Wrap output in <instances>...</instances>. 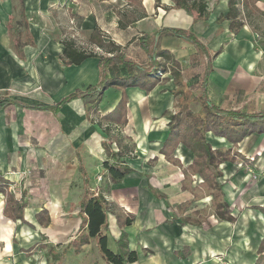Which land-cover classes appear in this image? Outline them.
<instances>
[{"label": "crops", "instance_id": "crops-1", "mask_svg": "<svg viewBox=\"0 0 264 264\" xmlns=\"http://www.w3.org/2000/svg\"><path fill=\"white\" fill-rule=\"evenodd\" d=\"M24 1L16 9L19 19L10 27V34L7 22L13 0H0V97L29 105L56 104L76 90H86L102 80L97 57L81 64L63 62L65 39L58 34L63 22L77 21L91 44L102 49L98 53L110 54L92 40L94 34L105 43L113 41L145 68L151 62L141 38L150 36L151 43H155L154 34L160 28L184 29L194 34L200 44L177 35L162 38L161 48L171 54V58L158 57L165 66V76L157 78L150 91L139 86L125 89V124L102 119L123 97V90L117 87L104 91L99 111L92 113L94 122L89 120L81 98L64 104L56 113L19 105L0 110V171L11 181V190L26 192L24 217L29 223L4 215L5 196L0 193V225L8 224L0 226V240L5 244L0 264H10L7 256L15 245V264H111L94 240L79 251L69 246L84 230L80 202L87 186L104 194L109 202L105 231L109 248L117 252V241L125 232V250L137 252V261L130 264H255L264 240V212L259 208L264 207V134L247 136L237 148L243 157L220 165L225 200L235 221L214 214L211 195L204 194L193 201V193L183 189V168H188L194 158L189 148L182 143L176 147L178 165L168 161L160 150L170 132L168 116L178 109L179 98L173 93L178 85L170 67L174 60L178 62L174 71H179L191 93H199L205 85L203 76L210 66L206 90L212 103L248 113L264 111V0H239L243 26L237 33L231 31V19L225 17L230 0H206L207 15L203 19L173 8V0H160L158 5L156 0ZM125 9L133 11L135 17L125 19ZM25 23L28 31L23 33L19 26L25 29ZM47 24H51V31L40 32ZM18 40L22 42L20 47L15 45ZM31 40L33 43H29ZM208 138L214 147L232 146L212 132ZM259 151L261 155L254 156ZM105 162L125 164L134 171L115 183L108 176ZM41 167L46 171L40 181ZM97 168L107 172L108 181L102 188L100 182L92 186ZM27 170L33 174L25 180L31 186L29 191L23 180H18ZM76 175L82 182L78 194L72 192L71 186ZM193 179V186L203 180L198 175ZM191 201L184 212L177 209ZM202 208L206 209L201 213L205 221H183L188 216L198 218L192 212ZM44 209L50 221L42 225L37 214ZM129 214L134 215L133 222L120 227L117 217ZM9 232H14L13 240L17 237L18 243L10 241ZM38 244L45 247L31 254L23 251Z\"/></svg>", "mask_w": 264, "mask_h": 264}, {"label": "trees", "instance_id": "trees-1", "mask_svg": "<svg viewBox=\"0 0 264 264\" xmlns=\"http://www.w3.org/2000/svg\"><path fill=\"white\" fill-rule=\"evenodd\" d=\"M173 8L184 9L188 12L195 13L196 19H203L207 15L206 0H173ZM160 0H156L158 5ZM239 0L229 1V12L225 15L231 19V31L237 33L243 26V21L239 18L240 10L238 8ZM23 13V12H22ZM25 30L28 31V24L25 23ZM29 33V32H28ZM168 35H177L186 38L189 41L199 43L198 38L180 28L163 27L158 29L154 38H157L155 43H151L150 36L144 35L141 38L143 49L147 51L150 66L145 68L137 64L133 59L121 51L120 47L113 41L104 42L101 36L94 34L92 40L98 43L102 48H106L110 54H101L95 51H85L78 49L72 40H66L65 49L63 52V62L66 65L81 64L84 60L91 57L99 58V65L102 70V80L97 85L89 86L86 90L78 89L74 93L64 97L56 104H36L29 105L18 100L11 99L7 96L0 97V110L9 107L10 105H19L22 107L36 110H51L56 113L64 104L73 99L81 98L87 106V115L91 122L95 121L92 116L93 112L99 111V104L102 100L104 91L109 87H117L123 90V97L116 108L102 116V119L125 124L127 122V87L139 86L147 91H150L157 83L159 71L165 68L158 61V57L171 58L169 51L161 48V40ZM27 43V42H26ZM29 43H33L31 40ZM22 42L18 40L16 47H20ZM173 64L178 67V62L173 61ZM211 67L207 66V71L203 76L204 84L199 93H191L183 83L179 71H173L177 88L173 93L178 97L177 111L170 114L169 117V135L164 141L160 150L165 158L173 164L178 165L179 160L175 157L176 147L182 143L193 152V162L188 168H183L185 178L183 180V189L193 193V201L203 197L201 191L205 189L206 194L211 195L210 207L214 210V214L224 220L235 221V216L232 214V209L229 203L225 200V192L220 178L223 172L220 165L223 162H236L239 157H243L237 148L239 143L247 136L253 133L264 134V111L256 113H248L240 110L225 109L212 103L207 96L206 79ZM198 101L200 110L194 111L191 107L192 103ZM212 132L216 136L224 137L231 147H214L208 138V133ZM121 155V153H118ZM249 160H252L249 158ZM104 166L108 171V176L111 181L120 183L126 175L134 171L125 164H109L105 162ZM82 172L85 173L83 167ZM198 175L203 180L200 184L193 186V176ZM88 179L85 178L87 186ZM11 181L8 180L0 171V193L5 196V206L3 209L4 215L17 221L20 219L23 223H28L24 217V209L26 202L24 197L26 192H17L10 189ZM185 202L177 206L179 211H185L192 203ZM81 213L84 215L83 228L84 230L73 239L69 246L75 247L79 251L85 243L90 240L97 242L103 256L111 264H130L138 259L136 251L125 250L126 233L123 232L121 238L117 241L118 251H112L108 246V236L106 229L108 226L107 215L110 210V205L104 194L91 190L90 186L85 189L84 196L80 202ZM264 212V207H259ZM205 208L197 209L192 212L193 215H199L198 218L185 217L183 221L200 224L206 220V217L201 215ZM48 211L42 210L37 214V219L43 224H48L49 217H46ZM194 216V217H196ZM117 222L120 227L129 225L134 220V215L129 214L126 218L117 217ZM29 224V223H28ZM45 247L44 244H38L28 249H24L27 254H31L35 249ZM68 248V247H67ZM51 255V249L48 251ZM187 254V253H186ZM185 254V255H186ZM55 256L58 254H54ZM61 256V255H59ZM255 264H264V240L259 247V257Z\"/></svg>", "mask_w": 264, "mask_h": 264}, {"label": "rangeland", "instance_id": "rangeland-1", "mask_svg": "<svg viewBox=\"0 0 264 264\" xmlns=\"http://www.w3.org/2000/svg\"><path fill=\"white\" fill-rule=\"evenodd\" d=\"M25 1L24 0H13V12L11 13V15H10V18H9V20H8V31H9V33L11 34V30H10V27H12V25H13V23H15L18 19H19V13L17 14V12L19 11V10H16V9H19V7H20V5H21V3L23 4ZM72 2H74V3H78V0H73ZM123 3H125V1H122ZM72 4V3H71ZM16 6V7H15ZM71 13V12H70ZM76 14V13H75ZM71 15V14H70ZM135 13L133 12V11H128L127 9H125V11L122 13V16L125 18V19H127V18H132V17H135ZM77 21H75L74 19L72 20V22L71 21H69V23L67 24V23H65V22H63L61 25H59V30H60V32H58V34H60V35H63L64 37H62L63 38V40H64V42L66 41V40H69V39H71L73 42H74V45L77 47V48H79V49H81V50H85V51H89V52H91V51H97V52H103L102 51V49L101 48H99V47H97V46H95V45H93V44H91V42L89 41V39L85 36V34L83 33V29L81 28V26L79 25V24H77L76 23ZM20 28H21V31L23 32V33H25L26 31H25V29L22 27V26H19ZM42 27V26H41ZM51 24H47V25H45V26H43L42 28H40V32H43V33H47V32H50L51 31ZM151 29L152 30H154V27L153 26H151ZM25 31V32H24ZM167 62V60L164 62V63H166ZM171 65V64H170ZM170 65H167V66H170ZM171 71H174V70H176L175 68V66H174V64H172L171 66ZM161 76H159V77H163V76H165V74H164V72L162 71V74H160ZM191 107H192V109L194 110V111H199L200 110V104L199 103H193L192 105H191ZM174 114V113H173ZM212 139V138H211ZM41 148H43V147H41ZM255 155H258V156H260L261 155V152L259 151L258 153H255L254 154V156ZM96 157V156H95ZM135 157H138V154H135ZM99 160V159H98ZM93 165H94V163H93ZM45 168V167H44ZM97 171L94 173V176L92 177V186H97V185H99V182H100V187L102 188V185L104 184V182H106V181H108V179H107V172H105V173H103L102 171H98V170H100V169H96ZM46 170H44L43 169V167H41L40 168V172L42 173V175L39 177L40 178V181H41V177H43L44 176V173L43 172H45ZM23 175V176H22ZM30 175H33L32 174V172L30 171V170H27L26 172H23V173H21L20 175H19V179L18 180H23V182H24V187L25 186H28L27 188H28V191L30 190V188H31V186L30 185H28V184H26V179H28V178H30L29 176ZM99 176H102V179L99 181L98 180V177ZM38 178V179H39ZM35 178H33V180H34ZM256 179V178H255ZM29 181V180H28ZM35 182V181H34ZM72 192L74 193V194H78V193H80V191H81V187H82V182H81V178H80V175H76L73 179H72ZM38 183V182H37ZM96 183H98V184H96ZM38 185V184H37ZM202 193H204V194H206L207 193V191L205 190V189H203L202 191H201ZM1 196H0V200H1ZM17 230V227L15 226V231ZM13 236H14V232L13 233H11L10 234V236H9V239H10V241L12 242V243H14V242H17L18 243V240H17V237H14V240H13ZM4 241H1L0 240V253H3V248H4ZM2 255H4V253L2 254ZM18 255V250H17V248H16V245H15V248H14V250L12 251V252H10V255L9 256H7V257H9L10 258V264H15L14 262H15V260H16V256ZM4 257H6V256H4ZM20 262V261H19Z\"/></svg>", "mask_w": 264, "mask_h": 264}, {"label": "bare ground", "instance_id": "bare-ground-1", "mask_svg": "<svg viewBox=\"0 0 264 264\" xmlns=\"http://www.w3.org/2000/svg\"><path fill=\"white\" fill-rule=\"evenodd\" d=\"M35 205H36V204H35ZM2 218H3V216H2ZM0 219H1V217H0ZM4 219H5V217H4ZM8 222H9V221H8ZM2 224H3V223H2ZM2 224L0 225L1 227H2ZM3 225H4V224H3ZM7 225H8V224H7ZM7 225L5 224L4 226H7ZM9 226H10V224H9ZM5 228H6V227H5ZM7 228H8V227H7ZM3 229H4V228H2V232L5 230V229H4V230H3ZM8 230H9V229H8ZM9 231H10V230H9ZM0 232H1V230H0ZM6 232H7V231H6ZM4 233H5V232H4ZM4 233H3V234L1 233V234L4 235ZM9 234H10V232H9ZM9 234H8V235H9ZM6 235H7V234H6ZM0 236H1V235H0ZM6 239H7V236H6Z\"/></svg>", "mask_w": 264, "mask_h": 264}, {"label": "built area", "instance_id": "built-area-1", "mask_svg": "<svg viewBox=\"0 0 264 264\" xmlns=\"http://www.w3.org/2000/svg\"><path fill=\"white\" fill-rule=\"evenodd\" d=\"M160 74H162V71H159L158 75L161 76ZM253 158H254V157H252V159H253ZM101 179H102V176H99V177H98V180L100 181Z\"/></svg>", "mask_w": 264, "mask_h": 264}]
</instances>
